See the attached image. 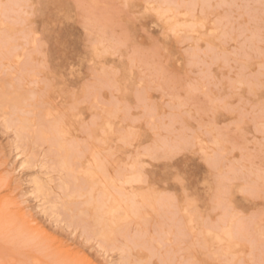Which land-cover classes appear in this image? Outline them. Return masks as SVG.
Returning a JSON list of instances; mask_svg holds the SVG:
<instances>
[{
  "label": "rangeland",
  "instance_id": "obj_1",
  "mask_svg": "<svg viewBox=\"0 0 264 264\" xmlns=\"http://www.w3.org/2000/svg\"><path fill=\"white\" fill-rule=\"evenodd\" d=\"M259 5L0 0V146L29 164L0 219L38 247L0 260L261 264L264 128L231 84L259 96Z\"/></svg>",
  "mask_w": 264,
  "mask_h": 264
},
{
  "label": "snow or ice",
  "instance_id": "obj_2",
  "mask_svg": "<svg viewBox=\"0 0 264 264\" xmlns=\"http://www.w3.org/2000/svg\"><path fill=\"white\" fill-rule=\"evenodd\" d=\"M260 11H261V39L264 42V0H260ZM254 65L249 64L244 69L245 71H251ZM262 68V84L260 87L259 96L256 99H253L254 91L250 85H244L242 80L231 81L232 90L235 91L238 97L241 99L242 104L245 102V96L247 97V103L249 106L254 105L256 100L259 101V113L261 117V127L264 128V59L261 61ZM234 71L239 72L240 70L234 69ZM245 118L242 117V122ZM5 130L6 133L11 132L12 128L8 124V121L5 120ZM9 148L11 149V154H9ZM25 149L21 146L20 136L17 132L16 136L11 139L10 144H4L0 146V168L5 169L4 176L0 178V190L5 194H11L12 198H15L19 191V176L23 173L24 169L29 167L27 157H25L24 162L20 164H15L13 161L17 160L22 152ZM179 164V162H177ZM16 177V181L9 186V181L11 177ZM177 183H183L185 176L180 172L176 173ZM35 195V193H33ZM13 206V199L6 200L4 202V208H10ZM15 230V225L11 219L3 218L0 219V246H2L4 253L7 254H20L24 257H29L35 252H38V247H33L31 249H19L15 246L13 242V234ZM79 254L75 249L69 250L66 254L59 253L53 254L49 259L45 261L32 260V259H20V260H10L4 261L0 260V264H85V261H82L77 258ZM112 264H117L113 261ZM119 264H154L152 260L145 261H136V262H125L120 261ZM159 264H171L170 261H165L164 259L159 260ZM202 264H208L207 261L202 262ZM261 264H264V260L261 261Z\"/></svg>",
  "mask_w": 264,
  "mask_h": 264
},
{
  "label": "bare ground",
  "instance_id": "obj_3",
  "mask_svg": "<svg viewBox=\"0 0 264 264\" xmlns=\"http://www.w3.org/2000/svg\"><path fill=\"white\" fill-rule=\"evenodd\" d=\"M178 17V16H177ZM171 20V19H170ZM174 30V29H173ZM124 140V139H123ZM96 143V142H95ZM91 188V187H90ZM116 202V200L114 201V203ZM122 204V203H121ZM126 205H129V204H126ZM125 206V205H124ZM130 208V207H129ZM109 211V210H108ZM120 211V210H119ZM119 211H116V212H119ZM130 211V210H129ZM123 213V212H122ZM125 214V213H124ZM116 215V214H115ZM120 216V215H118ZM206 230V229H205ZM208 230V229H207ZM223 233H226V232H223ZM229 234V233H228ZM228 234H223L224 236H227L228 237ZM219 235H221V232L219 233ZM230 235V234H229ZM222 236V235H221ZM232 237V235H230ZM226 239V238H225ZM228 239V238H227ZM234 239V238H233ZM232 240V239H231ZM230 241V238L228 240V242ZM230 243H232V241H230ZM228 248V247H227Z\"/></svg>",
  "mask_w": 264,
  "mask_h": 264
}]
</instances>
